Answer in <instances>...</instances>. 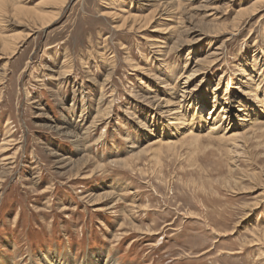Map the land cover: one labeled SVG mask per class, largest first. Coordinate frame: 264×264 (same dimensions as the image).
Instances as JSON below:
<instances>
[{
  "label": "rangeland",
  "instance_id": "obj_1",
  "mask_svg": "<svg viewBox=\"0 0 264 264\" xmlns=\"http://www.w3.org/2000/svg\"><path fill=\"white\" fill-rule=\"evenodd\" d=\"M58 1L0 11V264H264V0Z\"/></svg>",
  "mask_w": 264,
  "mask_h": 264
},
{
  "label": "bare ground",
  "instance_id": "obj_2",
  "mask_svg": "<svg viewBox=\"0 0 264 264\" xmlns=\"http://www.w3.org/2000/svg\"><path fill=\"white\" fill-rule=\"evenodd\" d=\"M46 1V3H51V4H53V6L55 5V4H59L60 3V1H56V0H45ZM191 1V0H190ZM7 2V1H6ZM63 2H64V0H63ZM62 2V3H63ZM44 4V3H43ZM42 4V5H43ZM178 4V3H177ZM7 5V4H6ZM42 5H39V6H42ZM60 5V4H59ZM61 6V5H60ZM7 7V6H6ZM5 7V0H0V11L2 10V9H5L6 8ZM18 7V6H17ZM23 8V7H22ZM22 8H18V9H22ZM36 10L35 11H33L32 13H34L35 14V16L37 17H40V19H43V21H45L44 20V18H43V12L40 10V9H37V8H35ZM15 10H17V9H15ZM14 10V11H15ZM23 10H25V8H23ZM20 10H17L16 12H17V14L18 13H21L22 11H20ZM27 11H29V10H27ZM31 11V10H30ZM252 11V10H251ZM241 11H239V13H240ZM15 13V12H14ZM23 13V12H22ZM242 13V12H241ZM240 13V14H241ZM16 14V13H15ZM16 14V15H17ZM25 14V13H24ZM47 14V13H46ZM15 15V16H16ZM19 15H21V14H19ZM19 15L18 16H16V18H18L19 17ZM48 15V14H47ZM32 17V16H31ZM35 17V18H36ZM37 17V18H38ZM132 19H133V21H136V20H138V16H130ZM168 17V16H167ZM20 18V17H19ZM36 18V19H37ZM49 18H50V16H49ZM49 18H47L46 19V21L49 19ZM148 19V18H147ZM20 20V19H19ZM33 20V19H32ZM48 21H50V20H48ZM47 21V22H48ZM124 21V20H123ZM37 22V21H36ZM151 22V21H150ZM41 24H44V23H42V22H40ZM38 24V23H37ZM47 24V23H46ZM124 24V23H123ZM125 25V24H124ZM6 38H4V40L3 39H1L0 40V42L2 41V48H6L7 50H11V51H14L15 52V50H14V48L9 44V42H8V40H5ZM10 51V52H11ZM13 53V52H12ZM11 54V53H10ZM9 55V54H8ZM212 61H210V63H211ZM196 72V71H195ZM191 74H193V73H191ZM192 75H189L187 78H186V80L188 81V80H190L189 78H192L191 77ZM185 80V81H186ZM160 82H162V81H160ZM167 83V81L166 82H162V88H164V89H166V90H168V92L166 93L165 92V97H159V95H157V93H154L153 95H151V97H149V99L150 100H152V102L153 103H156L157 104V107L159 108V111L161 110V113H163V114H165L166 116H168V117H170V118H172V120H175V121H179V120H181V118H182V111H181V102L182 101H180V102H171V101H173V100H171L172 98H174L173 96L174 95H172V92L173 91H171V88H172V90H173V87L172 86H169L168 84H166ZM169 88V89H168ZM249 88H251V87H248V89H244L243 90V92H242V94L245 96V95H249V94H252V90H250ZM183 90V89H182ZM181 90V92H182V95H184L185 93L187 94L188 92L187 91H182ZM195 92V91H194ZM189 93H191V91H189ZM253 95V94H252ZM170 96V97H169ZM191 96V95H190ZM181 97V96H180ZM182 98H184V96L182 97ZM223 110H224V112H226V109L225 108H223ZM210 115H212L213 117L212 118H210L209 120H211L212 121V123L210 124V126L208 127V133H214V131H216V130H218V129H221L220 127H219V123L216 121L217 120V118H218V114H216V111H213ZM222 118H224V117H222ZM243 120H245L246 121V119H243V118H241V121H243ZM210 121V122H211ZM254 121V123L256 122L255 120H253ZM141 123H142V121H141ZM251 123H253V122H251ZM250 123V124H251ZM253 123V124H254ZM255 125H256V123H255ZM202 127V126H201ZM222 131V130H221ZM189 132H191V131H189ZM207 133V132H206ZM183 135H185V134H183ZM193 137H194V135H192ZM234 136V135H233ZM77 137V136H76ZM198 137H200V135H197L196 134V138H198ZM174 144V143H173ZM133 147H131V149H132ZM136 154V153H135ZM105 193H107V192H105ZM102 194V193H101ZM110 194H111V192H110ZM109 194V195H110ZM98 196H100V195H98ZM100 197H104L103 196V194H102V196H100ZM115 198V197H114ZM87 201V200H86ZM49 262V264H61L60 262H57V261H54V260H50V261H48Z\"/></svg>",
  "mask_w": 264,
  "mask_h": 264
}]
</instances>
